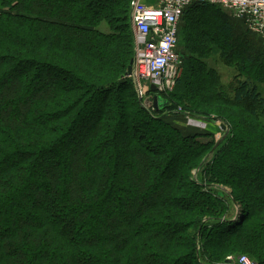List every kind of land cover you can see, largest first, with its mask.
Returning a JSON list of instances; mask_svg holds the SVG:
<instances>
[{"label":"trees","instance_id":"16d2710c","mask_svg":"<svg viewBox=\"0 0 264 264\" xmlns=\"http://www.w3.org/2000/svg\"><path fill=\"white\" fill-rule=\"evenodd\" d=\"M129 4L0 0V264H264V56L193 6L178 51L204 58L146 109ZM218 50L238 72L226 87L204 62ZM179 105L229 132L185 134L163 118Z\"/></svg>","mask_w":264,"mask_h":264},{"label":"built area","instance_id":"2783aa9c","mask_svg":"<svg viewBox=\"0 0 264 264\" xmlns=\"http://www.w3.org/2000/svg\"><path fill=\"white\" fill-rule=\"evenodd\" d=\"M201 4L229 14L264 47V0H130L133 59L131 75L126 77L132 81L143 107L147 97L172 92L181 78L180 21L189 8ZM151 86L155 87V93L150 92ZM236 261L235 264H255L245 256Z\"/></svg>","mask_w":264,"mask_h":264},{"label":"rangeland","instance_id":"374dc122","mask_svg":"<svg viewBox=\"0 0 264 264\" xmlns=\"http://www.w3.org/2000/svg\"><path fill=\"white\" fill-rule=\"evenodd\" d=\"M227 15L230 18V21H231V24H232L233 28L235 30H237V33L240 35V37L243 38V37L246 36L248 42L251 41L255 45V47L257 48L258 52L261 54V56H264V51L262 50L263 48L261 47V45L259 44L257 39L254 38L253 36L249 35L248 33H246V31L243 30L242 27L238 23H236L230 17L229 14H227ZM182 25L185 26V21H184V23ZM195 27L199 28L198 26H195ZM190 33L193 35L192 38L195 39V40H198L199 38H201L200 31H198L196 29H193V31H190ZM205 35H206L207 38H209V36H211L208 32ZM181 40H180V43H181L180 44V52L182 54L181 56H183L182 58H184L185 61L189 60V58H191V57H196L198 61H200V60L202 61L203 60L204 57H203V55L200 52L192 53L189 49H187L184 46V42H182ZM216 45L221 46V47H225L224 49L228 50L226 44L223 45V44H221V43H219L217 41ZM218 51L220 52L221 50H218ZM221 52L218 55H214L216 52L213 51V53H212L213 55H209L210 58L209 59L208 58L205 59L204 62L205 63L208 62L209 63V67L214 69V70H216L220 74L221 82L226 87V86H229L231 84V82L234 80V78L236 76H238V72L232 70L233 63L229 62V61H226L222 57V53ZM195 75L197 77H199V75H200L199 71L195 72ZM237 79H241V78L238 77ZM199 80L202 82L201 79H199ZM163 97H166L171 102V92L167 93V94H164ZM171 104H172V102H171ZM182 105H179L178 109L176 110L179 113H174L176 111H174V112L171 111L167 115L163 116V118L167 122H169L171 125H173V127H175L176 129L184 132L185 134H190V135H194V134H206V135L207 134H212L215 142H218L223 137V135L225 134V131L221 128V126H224L226 128V130L228 129L227 133L229 132V126L226 125L225 123H223V122H221L219 120L212 121V120L203 118L201 116L198 117V116L190 115L188 112L179 109V108H181ZM182 107L184 108V106H182ZM180 111H183L184 114H181ZM211 118L213 119L214 117H211ZM235 213H234V215H235ZM242 256L247 257L246 255H242ZM240 257L241 256H238L237 259L240 258ZM228 258H232V257H228ZM228 258H227V261H230L231 264H235V262H237L236 261L237 259L235 261H233V259L229 260ZM248 259H250V258H248Z\"/></svg>","mask_w":264,"mask_h":264},{"label":"water","instance_id":"95a60500","mask_svg":"<svg viewBox=\"0 0 264 264\" xmlns=\"http://www.w3.org/2000/svg\"><path fill=\"white\" fill-rule=\"evenodd\" d=\"M131 64L129 65L127 72H126V76H130L131 75ZM155 87L151 86L150 87V92L151 93H155ZM165 104V102H163L162 98L160 96H149L146 98V100L144 101V108L146 109H161L162 107H164L163 105ZM221 128L225 131L226 128L224 126H221Z\"/></svg>","mask_w":264,"mask_h":264}]
</instances>
